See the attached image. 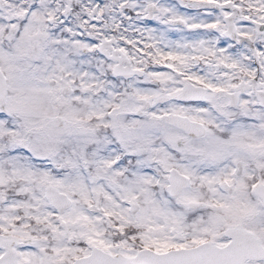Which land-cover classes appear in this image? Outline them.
<instances>
[{"label":"snow or ice","instance_id":"6c2138e0","mask_svg":"<svg viewBox=\"0 0 264 264\" xmlns=\"http://www.w3.org/2000/svg\"><path fill=\"white\" fill-rule=\"evenodd\" d=\"M0 264H264V0H0Z\"/></svg>","mask_w":264,"mask_h":264}]
</instances>
